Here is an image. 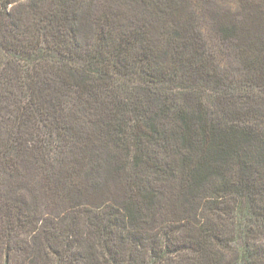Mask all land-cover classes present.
I'll use <instances>...</instances> for the list:
<instances>
[{
  "label": "trees",
  "instance_id": "1",
  "mask_svg": "<svg viewBox=\"0 0 264 264\" xmlns=\"http://www.w3.org/2000/svg\"><path fill=\"white\" fill-rule=\"evenodd\" d=\"M0 264H264V0H0Z\"/></svg>",
  "mask_w": 264,
  "mask_h": 264
}]
</instances>
